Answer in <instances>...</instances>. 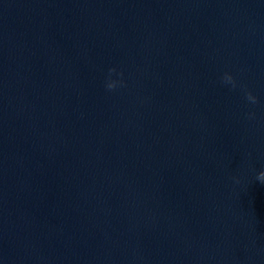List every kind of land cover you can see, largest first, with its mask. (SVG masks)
I'll return each instance as SVG.
<instances>
[{
    "label": "clouds",
    "instance_id": "9594fccd",
    "mask_svg": "<svg viewBox=\"0 0 264 264\" xmlns=\"http://www.w3.org/2000/svg\"><path fill=\"white\" fill-rule=\"evenodd\" d=\"M112 72H115V69H110L109 70L110 74ZM221 79H222V82L224 84L231 85V87L233 89H235L238 86L237 81L235 80V78L230 73H227V72L224 73ZM117 83H118L117 81L109 80L106 83V88L109 91L114 90L117 87ZM241 87H243V86H241ZM245 98L252 104L257 103V97L255 95H253L252 92H250V91L245 90ZM248 116H249V118H253L254 117V113H249ZM258 179L261 180V181H264V171H261L259 173Z\"/></svg>",
    "mask_w": 264,
    "mask_h": 264
}]
</instances>
